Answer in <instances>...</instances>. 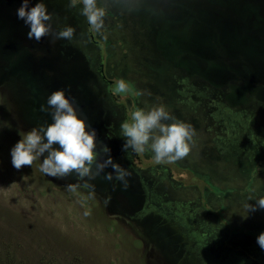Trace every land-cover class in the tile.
<instances>
[{
	"label": "rangeland",
	"instance_id": "obj_1",
	"mask_svg": "<svg viewBox=\"0 0 264 264\" xmlns=\"http://www.w3.org/2000/svg\"><path fill=\"white\" fill-rule=\"evenodd\" d=\"M19 2L0 0L20 45L0 31V264H264L255 241L264 209L240 216L264 189V0H98L103 35L67 0H45L53 27L75 32L39 42L16 19ZM117 77L127 92L113 91ZM57 88L131 172L126 189L103 174L94 188L48 177L39 159L12 167L9 149L50 120L39 106ZM9 94L26 130L6 119ZM153 102L192 125L184 158L121 151V121Z\"/></svg>",
	"mask_w": 264,
	"mask_h": 264
},
{
	"label": "clouds",
	"instance_id": "obj_2",
	"mask_svg": "<svg viewBox=\"0 0 264 264\" xmlns=\"http://www.w3.org/2000/svg\"><path fill=\"white\" fill-rule=\"evenodd\" d=\"M69 8H77L87 25L103 35L105 8L98 0H67ZM52 13L45 0H20L15 8L16 19L27 28L26 38L39 42L42 37L52 40L72 41L75 29L70 24L53 27ZM115 93H125L129 83L123 77L114 80ZM50 120L33 125L9 149L13 168L31 166L40 160L39 170L48 177L63 179L69 175L84 181L85 187H92L91 181L102 175L106 181H115L126 189L131 172L111 155V148L97 142V130L80 115L64 88L52 90L39 106ZM106 138L111 136L106 132ZM122 137L121 151L148 153L157 162H174L184 158L190 151L194 130L187 121L174 116L163 102H153L145 107L134 108L130 116L120 123ZM110 168L111 171H105ZM75 182L66 188L74 191ZM250 201H254L250 203ZM241 219H247L250 212L264 209V189L248 196L242 205ZM87 216V210L83 213ZM256 244L264 251V230L255 236ZM243 264V262H242Z\"/></svg>",
	"mask_w": 264,
	"mask_h": 264
},
{
	"label": "flooded vegetation",
	"instance_id": "obj_3",
	"mask_svg": "<svg viewBox=\"0 0 264 264\" xmlns=\"http://www.w3.org/2000/svg\"><path fill=\"white\" fill-rule=\"evenodd\" d=\"M2 4V3H1ZM6 23V20L4 18L1 17V14H0V31H2V35L3 37L6 38L7 40V44H9L10 46H13L12 49H16L18 51L20 45L19 43H17L13 38V35H16L17 33V30L15 29V32L14 30L11 31V29H14V26L17 28L18 25H14V24H11L13 25L11 28H6L4 26V24ZM4 29V30H3ZM13 34V35H12ZM91 35V34H90ZM14 40V41H13ZM8 46V45H7ZM98 75L100 76V78L102 80H104L106 83H112V80L107 78L105 73L103 72V64L102 63H99L98 65Z\"/></svg>",
	"mask_w": 264,
	"mask_h": 264
},
{
	"label": "trees",
	"instance_id": "obj_4",
	"mask_svg": "<svg viewBox=\"0 0 264 264\" xmlns=\"http://www.w3.org/2000/svg\"><path fill=\"white\" fill-rule=\"evenodd\" d=\"M5 102L8 103V104L10 103L9 105L12 107L13 114L15 115V117L12 118V119L6 117L7 121L10 122V125H12L13 127H17L20 130H26L25 129L26 128V124H23L20 121V109L17 106V104H15L13 95L9 94L5 98ZM32 120H34V117L32 118ZM151 262H152V264H154V258L153 257L151 258Z\"/></svg>",
	"mask_w": 264,
	"mask_h": 264
}]
</instances>
